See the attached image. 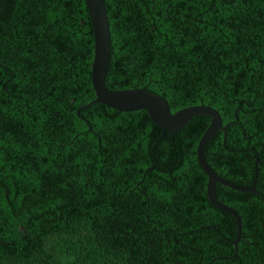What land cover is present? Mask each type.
Instances as JSON below:
<instances>
[{
	"label": "trees",
	"instance_id": "16d2710c",
	"mask_svg": "<svg viewBox=\"0 0 264 264\" xmlns=\"http://www.w3.org/2000/svg\"><path fill=\"white\" fill-rule=\"evenodd\" d=\"M111 89L209 117L161 130L94 98L83 0H0V264H264V0H103ZM112 116V117H111Z\"/></svg>",
	"mask_w": 264,
	"mask_h": 264
},
{
	"label": "water",
	"instance_id": "95a60500",
	"mask_svg": "<svg viewBox=\"0 0 264 264\" xmlns=\"http://www.w3.org/2000/svg\"><path fill=\"white\" fill-rule=\"evenodd\" d=\"M83 2L89 17L92 33V57L89 77L94 98L85 102L81 107L98 101L116 110L144 109L155 125L159 126L161 130L167 131L181 127L191 116L205 113L209 117V121L197 140L194 154L196 155L199 166L206 175L205 193L210 204L231 214L234 218L236 233L231 243L235 247L236 240L240 234L239 217L232 207L227 206L215 198L214 183L218 182L237 190H250L251 186H240L218 177L208 166L202 154L207 141L217 130H224L227 123L221 124L217 110L202 102L186 105L170 111L164 97L153 93L144 86L119 89L106 88L103 78L109 57V33L104 2L103 0H83Z\"/></svg>",
	"mask_w": 264,
	"mask_h": 264
}]
</instances>
